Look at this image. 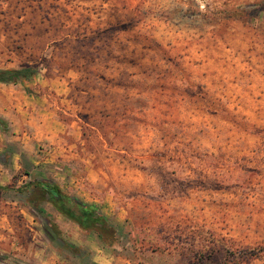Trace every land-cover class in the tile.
I'll use <instances>...</instances> for the list:
<instances>
[{"label": "rangeland", "instance_id": "rangeland-1", "mask_svg": "<svg viewBox=\"0 0 264 264\" xmlns=\"http://www.w3.org/2000/svg\"><path fill=\"white\" fill-rule=\"evenodd\" d=\"M27 64L0 83V264H264V0H0V68ZM39 176L112 228L34 210Z\"/></svg>", "mask_w": 264, "mask_h": 264}, {"label": "trees", "instance_id": "trees-1", "mask_svg": "<svg viewBox=\"0 0 264 264\" xmlns=\"http://www.w3.org/2000/svg\"><path fill=\"white\" fill-rule=\"evenodd\" d=\"M37 72L38 67L35 64H27L19 68H0V83L29 81ZM9 128L8 121L0 116V131L7 133ZM22 164L24 165V163ZM23 173L29 176L31 171L26 167L23 169ZM7 188L9 187L0 185V190ZM18 190L27 192L28 203L34 210L40 213L43 212V208L39 203L47 201L56 211L76 222L82 229L96 230L98 233H101L104 230L112 228V225L96 205L86 203L64 192L58 185L44 177L32 178L25 185L18 187ZM46 233L51 240L58 239L57 231L46 229Z\"/></svg>", "mask_w": 264, "mask_h": 264}, {"label": "crops", "instance_id": "crops-1", "mask_svg": "<svg viewBox=\"0 0 264 264\" xmlns=\"http://www.w3.org/2000/svg\"><path fill=\"white\" fill-rule=\"evenodd\" d=\"M3 114H5V113H3Z\"/></svg>", "mask_w": 264, "mask_h": 264}]
</instances>
